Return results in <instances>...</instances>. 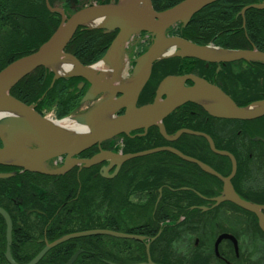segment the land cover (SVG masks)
<instances>
[{"label":"flooded vegetation","instance_id":"obj_1","mask_svg":"<svg viewBox=\"0 0 264 264\" xmlns=\"http://www.w3.org/2000/svg\"><path fill=\"white\" fill-rule=\"evenodd\" d=\"M49 1L55 9L60 7V10L64 11L66 16H70L77 10L89 4L112 5L118 2V0H94L91 3H83V0ZM180 1L182 0H151L152 6L156 11L168 9ZM262 1L264 0L213 1L195 13L185 26L181 23L175 24L173 26V32L174 34L181 35L179 34V29L182 28L183 33L185 30L189 32L187 29L189 27L194 28L192 23L194 17L197 14L203 10H205L207 13H213L216 11L218 15L213 14L212 17L217 16L218 18H222V21H220V30L218 31V34L208 37V35H204V32H202L200 29L199 31H196V33L189 35L190 40L199 44H211L220 47L257 49L264 51V40H258L256 42L252 41L251 39H243L241 36L243 30L245 32L249 31L253 34L261 30L260 26L264 24V8H258L255 7V5ZM46 11L49 12V10ZM54 14H57V16L54 17L56 20H53L55 27L60 22L59 20L61 14H59L57 10L54 11ZM207 29L211 30L210 27ZM78 32L84 34L85 36L91 34V37L93 36L96 40L95 50H97V48L104 49L103 55H105L106 51L112 45L113 40H115L117 37L119 30L116 29L110 31L104 29H87L83 26L78 27L72 40L66 46V49ZM140 32L141 33L138 34V36H147L145 35L146 32ZM216 37L219 39L216 40ZM131 38L126 43L128 46L132 42L130 41ZM134 38L132 39V44L135 42ZM141 42V46L137 47V54L144 50L145 44L148 42V40H141ZM68 52L73 54V51L70 49ZM48 75H50V73L45 68H38L28 76V78H30L28 82L31 80L34 82L38 80L39 82V79L43 78L44 76L47 77ZM186 75L205 78L207 81L216 84L226 94H228L230 97H232V99L240 104L250 100L253 101L255 99L264 98V63L245 60L212 62L191 57H173L158 61L153 65L151 75L139 94L137 104L139 106H143L153 103L158 95V88L166 77ZM81 81H83L84 84L80 85ZM185 82L186 85H193V82L190 79H187ZM55 86H57V88ZM48 88H54L56 97L54 98L55 102L53 105L55 106L56 114L59 115V112L61 111L68 110L69 112L71 109H76L60 108V96L63 95H61L60 89H63L62 92L65 91L64 96H66L67 99L70 98L69 105L75 107L80 103V100L83 96L86 88V81L81 77H69L60 78L52 82L51 78ZM69 93L72 96H69ZM165 97L166 96L163 95L162 98L164 99ZM49 98V92L46 91L40 98L32 102L36 104L35 109L39 113L43 114L45 110H43V108L49 107L51 105V103L46 102V99L48 100ZM174 112H176L177 115L179 114L180 119L186 120V122L192 115V112L199 115L197 119L199 122H201V126L199 124L194 125L200 126L201 128L210 131L216 139V142L213 136L208 132L202 130L199 131L208 134L212 138L215 146L217 143L218 146L223 147V149L230 151L234 155V159L237 163V172L232 178V183L236 190L238 189L239 191L245 193L248 200L264 204V116L249 121L222 119L209 115L200 105L191 101L185 102L176 107V109L173 110L169 115ZM119 113H123V109ZM169 115H167L166 118ZM150 129L148 132H150ZM230 131L236 133L239 137L229 138ZM144 132V129H142L132 133L133 135L135 134L143 136L142 134ZM203 138L209 144V141L206 139V137L203 136ZM129 141L130 138L127 136L120 137V142L122 144L120 150L122 152H126L128 150L127 146ZM109 145L110 144L108 142H105L101 144V147L113 149ZM99 150L100 146L94 145L88 150L82 152L79 157L90 158L94 154L98 153ZM145 158H148L149 160H147V162H143V160H138L137 158L125 162L115 175L112 173H105V171H100V167L102 165H99V168L91 167L82 169H78V167L75 166L67 173L61 175H51L39 171L27 170L16 165L0 163V174H2V176H0V208H3L9 214L12 222L11 245L10 249H8L7 223L5 217L0 213V235L2 234L1 237H3V239L0 241V258H2L0 260L1 263L11 264L6 257L8 250L10 251L11 256L13 255L18 260L16 261L21 263L22 260L18 258H21L22 252H30L34 257L38 255L49 243L62 236H60L62 228L60 227V212L62 211L65 202L60 200V185H64L66 183L68 186V191L70 188H72L73 191L78 188L77 192L80 193L82 184L85 185V183H89L91 186L95 182L101 180L105 183L102 186L103 190L106 192L111 191V199L113 198V195H115L113 190L116 189V187H120L122 196L119 203L114 207H117L118 205L120 206L119 214L121 215V219L117 217L116 218L117 221H121L123 225H121V227L118 225L119 229L117 230H121L127 234L143 237L142 240L123 238L124 255H129L125 257L126 259H128L130 256L140 255L141 253L146 254L147 256V243L150 244V251L151 246H153V253H150L153 255L154 260L156 257L160 258V246H156V243L154 242L162 233L161 224L164 221H168L171 230H175V233H177L179 228L184 229L186 227V229H189L190 225L195 224V221L198 220L202 221L205 227L206 225H214L216 223L218 224L220 223L221 218H224L223 216L233 217L234 220H238L237 225L236 227H225V229H223L224 231H220L219 234H217L215 242H213L214 248L209 246L207 249H199L201 254L210 257V264H250V262L257 260L259 261V256L264 257L263 249L258 250L252 249L251 247L249 248V246L254 245L252 242V240L256 238L253 237L254 234L260 239L257 241L262 242L263 240L260 238V233L253 229L256 227V218L253 215L250 216L248 213V215H246V213L239 210L238 211L242 215V218H237V216H235V210L239 208L235 207L233 204L232 206L231 203H228L226 207L221 206V208H219L220 205H217L214 208L215 201L213 198L217 197L222 191L223 183L215 175L207 174L199 167V169L188 167L191 169L188 170L190 171V174H184L190 178V182H188V184L191 185L189 186L186 184L184 187H180V189L188 187V190L194 191L199 197H201V199L196 201L192 200V204H189L185 201L182 202V205L192 211L196 209L201 211L200 213L204 212L202 215L205 213L208 214L210 209H215L212 214L218 210V216H212L211 218H196L194 215L189 216L185 213L182 215L180 221L177 222L173 220L175 216L161 219L159 211L157 210V205L159 204L158 200L156 202L153 201V195L151 194V191L156 194L157 189H160V187L156 188L155 184H152L147 189H144V187L141 186L144 178H148L151 183H155V174L153 177H151V175H147L149 170L148 168H151L152 165L160 164L162 159L157 158L156 155L147 156ZM208 158L210 161L209 165L217 172L224 176H228L231 173L233 160L230 157L217 154L209 155ZM58 163H60V161ZM184 165L188 166L186 163H184ZM239 167L242 168L243 174H238ZM113 171L114 169H112V172ZM139 174L142 175L140 179L138 178ZM176 177L177 176H173V178L171 177L173 182L167 180V182L162 185L163 188H171L174 184L177 185L178 183L174 181ZM180 179L181 178H179V180ZM235 183H237V186ZM198 184L202 187H200ZM177 187H173V190H179ZM5 194H11L12 199H9L6 202L4 197ZM110 203L112 202L110 201ZM70 204L71 203L67 202L66 205ZM203 207H205L204 211L202 209ZM70 208L68 207L69 210ZM75 208V212L78 214L79 210L77 207ZM72 211H74V208ZM76 214L74 213V216L77 217ZM116 214L117 213L114 214L113 211H107V222H110L112 216H115ZM104 223L106 227L101 228H107L108 224L106 222ZM176 223L180 224V226L177 227ZM32 224H38L36 231L37 233H40L41 237L36 238V234L34 232L35 227L32 226ZM1 227H3V229ZM68 228L71 229L70 231H74L78 227L68 226ZM32 230L34 235L29 236L28 233L32 232ZM224 232L234 234L238 241H240L239 235L241 236L243 233L246 236L245 240L249 239L251 243L250 245L248 244V248H245L241 245L242 249L237 252L231 240L223 239L219 244V249L217 250L215 248L217 238ZM200 245L202 246V242ZM194 250H190L187 253L191 254ZM49 254L51 256L59 255L60 243L57 246L49 249L44 256ZM181 262H183V264H194V259L193 257L189 256L185 259H182ZM114 263L115 262L111 264ZM50 264H56V262L50 261Z\"/></svg>","mask_w":264,"mask_h":264},{"label":"water","instance_id":"obj_2","mask_svg":"<svg viewBox=\"0 0 264 264\" xmlns=\"http://www.w3.org/2000/svg\"><path fill=\"white\" fill-rule=\"evenodd\" d=\"M213 1L216 0H183L172 8L164 11H156L152 6L151 0H119L118 3L112 5L99 4L86 6L76 11L69 18L64 17L52 36L37 50L21 56L0 71V109H7L8 112H13V114H4L2 112L0 117V137L2 139V146H0V163L16 165L27 170L39 171L51 175H61L77 164H83L89 167L107 161L109 162L108 166L103 168L105 173H108L115 167V172L113 174L115 175L124 162L134 157L167 150L185 160L198 164L203 170L220 178L224 183V187L223 196L219 198V201H231L255 213L259 218L260 227L264 230V205L244 200L234 190L231 182L237 168L234 156L227 151L216 150L211 137L202 132L181 129L175 136H168L161 121L175 110L176 107L188 101L202 105L205 110L218 117L242 120L255 119L264 115V101L246 107H240L222 89L208 82L205 78L186 75L166 77L158 88V95L154 102L137 107L139 94L151 75L153 64L160 59L179 56L212 62H229L236 60H257L264 62V52L262 51L250 49L228 50L215 47L218 54H214L206 51L208 46H201L186 38L168 34L170 27L174 24L182 23L186 25L195 13ZM255 6L264 8V2ZM79 26L110 31L119 30L111 48L102 59L95 64L84 65L74 55L66 51L68 42ZM139 31L149 32L152 34L153 38L148 49L135 60V74L133 75H139L137 83L133 86H128L124 84V82H117L118 76H120L121 73L119 72L120 57L123 55L126 43L131 35ZM172 49L173 51L171 54H164V51ZM58 58L72 60L74 67L72 69L66 68L65 72L58 73L50 67ZM101 62L108 66V71L111 73V78L106 84L94 80L89 74L91 66ZM39 67H45L52 71L54 73V80L60 77L73 76L82 77L87 80L90 86L83 97V102L98 101V103L90 109L89 114L82 115L84 117L80 119L81 121L88 120L98 109L97 107L102 109H119L123 107L125 110L124 114L116 117L112 122L94 128L88 136L81 140L63 144L52 143L45 140L43 135L46 128L49 126L47 118L37 112L33 105L21 101L10 93V90L22 78ZM98 73L100 74V72ZM187 79L192 80L193 85L185 86V81ZM180 88L185 91H179ZM163 94L166 95V98L160 101V97ZM258 104H261V106L257 109H253ZM155 108L161 109L157 114L152 116H138L133 114L134 111L150 112ZM150 126H158L169 140H174L183 133L205 136L210 142L213 151L227 155L233 160L231 174L227 177L222 176L209 165L196 158L186 156L178 149L170 146H160L128 154L115 153L111 150H101L98 155L92 158L77 157V155L94 145H100L102 142L111 140L120 134L130 135V132L141 129L146 131ZM12 149H16L17 151L15 150V152H12L10 156L13 154L15 155L6 158L7 152ZM102 153L105 154L102 155ZM59 155H65L64 164L58 168L50 167L47 162H51ZM10 158H12V160H9ZM35 162L39 165L34 166ZM0 176H2V174H0ZM0 213L6 219L8 249H10L12 222L9 214L3 208H0ZM86 235H111L121 238L142 239L141 236L108 229H91L66 234L48 244L27 264H36L51 247L59 243ZM224 238L233 240L237 248L235 237L231 234L224 233L218 237L216 249ZM147 247H149V245ZM77 256L78 253L74 254L66 264H72ZM6 257L11 264H21L13 259L9 250ZM139 264H154L151 261L149 252L148 263Z\"/></svg>","mask_w":264,"mask_h":264},{"label":"trees","instance_id":"obj_3","mask_svg":"<svg viewBox=\"0 0 264 264\" xmlns=\"http://www.w3.org/2000/svg\"><path fill=\"white\" fill-rule=\"evenodd\" d=\"M3 1L0 0V22L6 25L5 23L11 19L12 27H9V25L7 24V28H6L7 31L4 32L5 28L2 30L1 34L4 36L5 39H7L6 41L8 42V44L6 45V48L4 45H1L0 49H4V48L10 49L12 46L15 47V49L13 50L14 52L6 59L4 57L6 54L3 53L0 54V62L5 59V61H3V63L0 64V70L3 67H5L8 63H10L12 60L17 59L22 55L34 51L37 45H40V43L48 39L50 35V28L52 27V25H54L53 20L50 21V18L45 15L48 13H45L44 11L45 10L44 0H8V1L3 0ZM4 5H6L5 8H3ZM2 9L4 10L3 12ZM5 12L6 14H3ZM213 14H217L216 11H214L213 13H207L205 10H203L194 17L192 23V26L194 28L189 27L187 29L189 32L185 30V32L183 33V28L181 27L182 29H179V34H181V36L188 39H190L189 35L196 33V31H199L200 29L202 32H204V35L207 34L208 37L218 34V31L220 30L219 25H220V21H222V18H218L217 16L212 17ZM51 17L53 16L51 15ZM43 18H45V20ZM35 26H36V30H34ZM208 27H210L211 30H208L207 29ZM260 27L261 30L254 33L256 36L253 33H250L249 31L245 32L243 30L241 33L242 38L251 39L252 41H256V42L258 40H264V24H262V26ZM12 30L14 32H19L23 35L27 34L26 39L21 40L22 38H17L16 35L12 34ZM172 33H174L173 29H172ZM10 36H14L16 38V41H13L14 39H12ZM215 39L218 40L219 38L216 37ZM95 46H96V40L93 36L91 37V34L85 36L84 34L78 32L75 38L73 39V41L69 44L67 50L69 49L72 50L73 54L82 62L90 63L98 60L104 54V49L97 48V50H95L96 49ZM19 48H21L22 50L21 53H17L21 51V50L19 51ZM51 78L52 75L50 74L47 77L44 76L43 78L39 79V82L38 80H36V82H34L33 80L28 82L30 78L27 77L24 80H22L17 85V87H14L11 90V92L14 94L15 97L27 103L36 101L46 91L49 92V96H51L52 98L56 97L54 88L53 89L48 88L51 82ZM55 87L57 88V86ZM62 90L63 89H60L61 95L63 94L62 96H60V108H73L74 106L69 105L70 98L67 99L66 96H64L65 91L62 92ZM68 95L72 96L70 95V93ZM250 101L244 102L242 104L240 103L238 104L245 105L248 104ZM66 114H68V110L59 112L60 117ZM191 114L192 115L190 116L187 122L186 120L180 119L179 114L177 115L176 112L169 115L164 120L166 131L169 134H173L180 128L188 127L195 130L206 131L212 135L210 131L200 127L201 122H199L197 119L199 115L194 114V112H192ZM194 124H199L200 126ZM233 137L236 138L239 136L236 133L230 131L229 138H233ZM128 143H129L127 146L128 150L126 152H135L146 148L161 146L166 144L172 145L180 149L185 154L199 158L200 160L208 164H210L208 156L217 155L211 151L209 144L203 137H198L190 134H183L179 139L173 142H169L163 137L159 129L155 127L150 129V132H148L144 136H136L135 138H131ZM216 147L219 149H223V147L218 146L217 143H216ZM158 154H159V158L161 157L162 161H160V164L152 165L151 168H148L149 170L147 172V175H151V177H153V175L155 174V180H156L155 183H151V181H149L148 178L147 179L144 178L143 180L144 182L142 181L141 187L147 189L152 184H155L156 188L160 187L161 189L163 188L162 185L166 183L167 180L173 182L171 179V177L173 178V176H177L176 179H174V181L178 184H181V185L174 184L173 187L178 186L180 188L188 184V182H190V178L186 176L184 173L190 174V171L188 170L192 167L198 168V166L194 164L185 166L182 160H180L177 156L169 152H160ZM240 173L243 174L241 167H239L238 169V174ZM179 178L181 179L179 180ZM101 181H97L91 186L89 185V183H85V185L82 184L80 188V193L77 192L78 188H76L74 191L72 188H70L68 191V186L66 183L64 185H60V200L65 202L62 211L60 212V227H62L60 236L69 232H73L70 231L71 229L68 228V226L78 227L74 231H79L90 228L106 227L104 223L106 222L108 224L107 227L113 229H119L118 227L119 221H117V218H119L118 215L120 212V206L119 205L117 207L114 206L119 203L120 198L122 196L120 187L118 188L116 187V189L113 190V193H115V195H113V198L111 199L110 198L111 191L106 192L105 190H103L102 186L105 183ZM192 183H193V178H192ZM235 185L237 186V183H235ZM199 186L202 187L201 185ZM171 188H166V189L163 188L162 192H160V189H157L156 194L151 191V194L153 195V201L156 202L158 200L159 204L157 205V210L159 211L161 219L175 216L173 220L177 222L179 217L184 215L185 213L188 214L189 216L190 215L195 216V214L201 212L196 209H194L193 211L189 210V208H185L182 205V202L185 201L189 204H192V200L196 201L201 199V197H199L194 191L185 190V189L170 190ZM237 192H239L240 195H242L244 198L247 199L245 193L239 191L238 189ZM110 201L112 203H110ZM67 202L71 204L66 205ZM73 204H75L76 206ZM74 206L78 208L79 210L78 214H76L75 212L76 208ZM68 207L69 208L71 207L70 210L68 209ZM64 208L65 210H63ZM73 208L74 211H72ZM107 211H111V212L113 211L114 214L117 213L115 216L114 215L112 216L110 222H107L108 219L106 215ZM240 211H242V209ZM74 213L77 215V217L74 216ZM237 215L240 217L242 216L240 213H237ZM202 225H204L202 221L198 220L197 223L195 222V224L190 225V227L193 229H200ZM179 226L180 224H177V227ZM255 226L258 229V232H260V235L264 236V233L259 229L257 224ZM190 227L189 229H186V227L184 229L179 228L177 233H175V230H171L169 224L165 225L164 227L161 226L162 233L157 237L156 241L154 242L156 243V246L158 247L160 246V258L156 257L155 259V261L158 264H183V262H181L182 259H185L189 256L193 257L194 264H210V257L200 253L199 244L198 246L194 247L195 250L193 249L194 251L191 254L177 252V249H179V243L181 241L178 240V238L182 237L184 239V236L187 234V231L191 229ZM123 240L124 239L114 238L110 236H103V235H92V236L80 237L78 239H72L67 242L61 243L60 254L57 256H52V259L50 261H55L56 264L59 263L65 264L67 260L71 257V255L77 250H81V254L77 260L78 264H111L113 262L131 263L146 259V254L143 253L136 256H130L128 259H126L125 257L129 255H124ZM191 242L192 240L189 241L187 247H190ZM152 247L153 246H151V253H153ZM250 247L252 249L264 250V240L262 242L258 241L253 246H249V248ZM257 263L258 261L250 262V264H257Z\"/></svg>","mask_w":264,"mask_h":264},{"label":"bare ground","instance_id":"obj_4","mask_svg":"<svg viewBox=\"0 0 264 264\" xmlns=\"http://www.w3.org/2000/svg\"><path fill=\"white\" fill-rule=\"evenodd\" d=\"M132 35L135 36V34H132ZM39 47L40 46L37 45L35 50H37ZM172 51H173V49L172 50H166V51H164V54L169 55V54H171ZM206 51H208L210 53L218 54V52H216L217 50L215 48L211 47V46L208 47ZM123 58H124V56L121 55V57H120V68H119V72H121V73H120V76H118V82H124V84H126L128 86H133V85H135L137 83V81L139 79V75L136 74V75L129 76L130 78H127L126 65L124 64ZM164 59H169V57H166ZM164 59H162V60H164ZM50 67L53 70L57 71L58 73H61V72H65L66 68L67 69H72L74 67V63L72 62V60H68V59H64V58H58L51 64ZM108 70H109V68L105 64H103L101 62V63H99L97 65L91 66L89 74H90V77L93 78L94 80L101 81V82H104V84H106L111 78V73ZM98 72H100V74ZM179 91H185V90L180 88ZM260 106H261V104H258L253 109H257ZM137 107H141V106H139L137 104ZM97 108L98 109L95 111V113L91 117H89L88 120H86V121H81L80 120V119H82L84 117V116H81V115L70 116V117H68L66 119H63V120H56V119L48 117L47 120H48L49 126L46 128V130L44 132V135H43L44 139L48 140L49 142H52V143H60V144H63V143H66V142H72V141L81 140V139L85 138L86 136H88L90 134V132L94 128L100 127L101 125L107 124V123L112 122V121H114L116 119L117 116L115 115V108H104V109H102L100 107H97ZM160 109L161 108H155L153 111H150V112H147V111L146 112L145 111H142V112L141 111H138V112L134 111L133 114L134 115H138V116L139 115L140 116H152V115L157 114ZM2 112L4 114H13L12 111L8 112L7 109H4V110L0 109V117L2 115ZM152 127H156V128L159 129V127H157V126H150L145 131L143 136L146 135L148 130L150 128H152ZM185 134H187V133H185ZM15 150L16 149L9 150L7 152V154H6L7 157L6 156L5 157L6 158L11 157V156L13 157L15 154H13L11 156H10V154H12V152H15ZM101 150L109 151V149L102 148L100 146V150L98 151V153ZM178 150L180 152H182L180 149H178ZM222 151H227V152L231 153L230 151L225 150V149H222ZM160 152H162V151L155 152L157 158H159V154L158 153H160ZM170 153H172L175 156H177L180 160H182L183 163H186L187 165L194 164L193 162L185 160V159L181 158L180 156L176 155L173 152H170ZM182 153L184 155H186V156L196 158L194 156H190L188 154H185L184 152H182ZM104 154L105 153H102V155H104ZM63 156H65V155H59V156H56L55 158H56V160L59 159L60 163H61V162H63V159H62ZM77 157L80 158L79 156H77ZM196 159H198L199 161L205 163L204 161L200 160L199 158H196ZM9 160H12V158H10ZM34 164H35L34 166L39 165L37 162H35ZM80 165L83 168H85V166L83 164H80ZM58 167H60V166H55L53 168H58ZM177 189H180V188L177 187ZM170 190H173V188H171ZM234 190H235V187H234ZM236 193L238 195H240L239 192L236 191ZM227 202H231V201H227ZM212 212L213 211H210V213L209 212L208 213L212 214ZM248 212H249L250 216H252V212L251 211H248ZM237 218H242V217L238 216ZM161 226L164 227L165 225H161ZM253 229L256 232H258V229L256 227H254ZM259 229L263 232V229L261 227H259ZM258 233H260V232H258ZM254 241H255V243L257 242L256 239H254ZM263 263H264V258L259 256V261H258L257 264H263Z\"/></svg>","mask_w":264,"mask_h":264},{"label":"rangeland","instance_id":"obj_5","mask_svg":"<svg viewBox=\"0 0 264 264\" xmlns=\"http://www.w3.org/2000/svg\"><path fill=\"white\" fill-rule=\"evenodd\" d=\"M3 1V0H2ZM8 1V0H7ZM94 0H83V3H91V2H93ZM3 3H4V1H3ZM6 7V5H4V7L3 8H5ZM46 8H48L47 6H46ZM8 9V8H7ZM6 9V10H7ZM4 10L2 9V12H3ZM45 11V13L47 12L46 10H44ZM7 12V11H6ZM6 12L5 13H3V14H6ZM63 13V11H61L60 10V13ZM37 13V12H36ZM61 13V17H60V22H61V19L63 18V14ZM65 13V12H64ZM54 16H53V15ZM52 14H45L47 17H49L50 18V21H52V20H56V18H54L55 16H57V14H54V13H52ZM51 15L53 16V17H51ZM44 20H45V18H43ZM47 20V19H46ZM4 21V20H3ZM12 20L10 19L9 21H7L5 24L6 25H4V24H2V22H0V47H1V45H4L5 46V48H6V45L8 44V42L6 41L7 39H5L4 38V36L1 34L2 33V30L5 28V30H4V32L5 31H7L6 30V28H7V24L9 25V27H12ZM59 22V23H60ZM37 26V25H36ZM36 26L34 27V30H36ZM39 26V25H38ZM50 27V26H49ZM55 28V27H54ZM54 28H52V29H54ZM22 32V31H21ZM23 33V32H22ZM12 34H14V35H16L17 36V38H22L21 40H24V39H26V37H27V34L25 35H23V34H21V33H19V32H14L13 30H12ZM12 39H14L13 41H16V38L14 37V36H10ZM141 36H137L136 38H134V43L132 44V42H133V40H131L132 42L129 44V46L127 47V49H126V52H125V55H124V59L126 60L127 59V62H128V65H127V78H130L129 76H132L133 74H135V71H134V67H133V60L135 59V57H136V55H137V51H136V49H137V46H140L139 45V41L141 40ZM0 49V54L1 53H3V54H6L4 57H5V59L8 57V56H10L14 51V49H15V47H11L10 49ZM21 50V48H19V51ZM22 52V50L20 51V52H17V53H21ZM5 59L3 60V61H5ZM16 59H14V60H12L10 63H12L13 61H15ZM3 61H1L0 62V64L1 63H3ZM10 63H8L7 65H9ZM6 65V66H7ZM51 97V96H50ZM54 98L55 97H51V98H49L48 100L46 99V102H49V103H51V105L49 106V107H45V108H43V110H44V112H46V113H53V114H55V115H57L56 114V110H55V106L53 105V103L55 102L54 101ZM34 102V101H33ZM45 102V103H46ZM30 103H32V102H30ZM44 103V104H45ZM88 107V108H87ZM46 108H51V109H46ZM79 109L74 113V114H72L73 116H75V115H87V114H89V112H90V109L92 108V106H91V103L90 102H86V103H81L80 105H79V107H78ZM84 108H86L85 110H84ZM119 141H120V139H114V141H112V142H109V146L110 147H112L113 148V150H114V148H115V150L117 149V146H119L118 145V143H119ZM120 147V146H119ZM120 150V149H119ZM138 160H143V162H147V160H149L148 158H145V157H142V158H138ZM57 161H60L59 159H57L56 160V158H54L51 162H47V164H49V166L50 167H55V166H61L63 163H60L59 165H58V163H57ZM142 162V163H143ZM112 173V172H111ZM142 177V175L141 174H139V176H138V178L140 179ZM249 179H250V177H249ZM247 182V181H246ZM250 182V181H249ZM248 183V182H247ZM121 184V183H120ZM120 193V192H119ZM13 195V194H12ZM4 197H5V201L7 202L9 199L11 200L12 199V197H11V194H5L4 195ZM75 207V206H74ZM63 210H65V208L63 209ZM25 212V211H24ZM204 213V212H203ZM203 213H197V214H195V216H196V218H199V217H202V218H211L212 216H218V210L217 211H215V213L214 214H207V213H205L204 215H202ZM237 213H239V212H235V216H238L237 215ZM27 215V214H26ZM29 215V214H28ZM210 215V216H209ZM35 216V215H34ZM33 216V217H34ZM204 216V217H203ZM32 217V218H33ZM221 217V216H220ZM224 218H221V220H220V223H216V224H214V225H206V227L204 226V225H202V227L200 228V229H193V228H191L190 230H188L187 231V234L184 236V239L182 238V237H180V238H178V240H181L180 241V243H179V249H177V252L179 253V252H181V253H185V254H187V252L188 251H190V250H193L194 249V247H196V246H198V244H199V246H200V249H207V248H209V246L211 247H213L214 248V246H213V242H215V239H216V237H217V234H219V232L220 231H224L223 229H225V227H228V226H235L236 227V225H237V222H236V220H234L233 219V217H226V216H223ZM35 218V217H34ZM34 218H33V220H34ZM119 218L121 219V215L119 214ZM181 219V218H180ZM180 219H179V221H180ZM225 220V221H224ZM31 221V220H30ZM196 223H197V221H195ZM163 223H165V222H163ZM224 223V224H223ZM119 225H120V227H121V225H123L122 223H121V221L119 222ZM32 226H34L35 227V229H34V232H35V234H36V238L37 237H41V235H40V233H37V231H36V228L38 227V224H32ZM2 229H3V227H1ZM1 229V230H2ZM29 234V236H33L34 235V233H33V230H32V232H30V233H28ZM2 235V234H1ZM1 235H0V241L3 239V237H1ZM239 237H240V241H239V244L240 245H242V246H244L245 248H247V246H248V244L250 245V243H251V241L249 240V239H246L245 240V234H243L242 233V235L240 236L239 235ZM248 237V236H247ZM253 237L255 238V239H257V240H260L255 234L253 235ZM192 240V242L190 243V247H187V244L189 243V241H191ZM69 241V240H68ZM246 241V242H245ZM65 242H67V241H65ZM202 242V246L200 245V243ZM252 242L255 244V241L254 240H252ZM258 242V241H257ZM64 243V242H63ZM212 248V249H213ZM12 257H13V259L14 260H17L13 255H12ZM36 256H32V254L30 253V252H26V253H21V260H22V262H21V264H27L28 262H30V261H32L34 258H35ZM79 257V256H78ZM78 257H77V259L75 260V262H74V264H78ZM2 258H0V260H1ZM20 259V258H19ZM52 259V256L49 254V255H46V256H44L42 259H40L36 264H50V260ZM8 261V260H7ZM18 261V260H17ZM0 263H1V261H0ZM2 264V263H1ZM60 264V263H59Z\"/></svg>","mask_w":264,"mask_h":264}]
</instances>
